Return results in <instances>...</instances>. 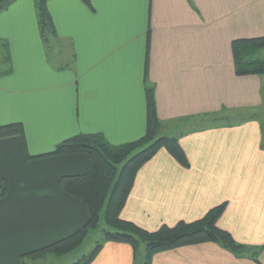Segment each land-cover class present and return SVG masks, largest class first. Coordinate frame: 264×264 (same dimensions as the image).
Wrapping results in <instances>:
<instances>
[{"label": "crops", "instance_id": "obj_1", "mask_svg": "<svg viewBox=\"0 0 264 264\" xmlns=\"http://www.w3.org/2000/svg\"><path fill=\"white\" fill-rule=\"evenodd\" d=\"M47 0L56 37L45 46L35 0L0 12V264L57 242L88 219L58 188L84 172V154L44 156L77 134L111 145L146 128L154 89L160 148L137 171L119 213L153 232L223 206L216 226L251 252L215 243L155 254L151 264H264V75L236 76L230 44L264 36V0ZM8 69L10 71L8 72ZM45 258L38 259L40 263ZM256 259V261H255ZM130 245L106 242L90 264H134Z\"/></svg>", "mask_w": 264, "mask_h": 264}, {"label": "trees", "instance_id": "obj_2", "mask_svg": "<svg viewBox=\"0 0 264 264\" xmlns=\"http://www.w3.org/2000/svg\"><path fill=\"white\" fill-rule=\"evenodd\" d=\"M16 0H0V12L6 10ZM47 0H35L36 22L40 38L44 45L56 37L52 18L46 7ZM90 7V0H81ZM5 59L10 56L7 43ZM234 74L236 76L264 75V36L235 39L230 44ZM10 64V63H9ZM10 69H8V72ZM146 128L145 133L133 142L111 145L101 134H77L55 145L44 156H63L84 154L86 168L77 175H65L58 181V188L63 193L80 201L88 212L85 224L69 236L23 254L21 263L26 259H40L46 255L62 257L74 251L88 233L98 228L102 221L106 229L102 230V240L92 252L74 264H90L106 242L125 243L131 246L134 259L140 244H144L143 264H151L155 254L175 248L215 243L236 255L251 252L234 242L231 235L216 226V219L223 210L219 206L210 210L200 220L183 223L173 227L162 226L148 232L129 221L120 219L119 213L132 187L138 169L160 148H165L178 162L186 165V159L178 145L176 137L159 136L161 122L156 114L154 89L145 86ZM8 193V184L0 178V200ZM259 250L251 252L252 257ZM256 261V259H255Z\"/></svg>", "mask_w": 264, "mask_h": 264}, {"label": "rangeland", "instance_id": "obj_3", "mask_svg": "<svg viewBox=\"0 0 264 264\" xmlns=\"http://www.w3.org/2000/svg\"><path fill=\"white\" fill-rule=\"evenodd\" d=\"M5 55V50L0 44V71L3 70V57ZM264 57V53L261 54ZM106 229L105 224L101 221L98 228L90 231L84 241L78 246L74 251L68 255L62 257H54L51 255H46L45 262L40 263L38 259H31L33 264H74L82 260V258L87 257L97 244H100L102 240V230ZM43 257V258H45ZM145 257L144 244H140L137 250L134 264H143Z\"/></svg>", "mask_w": 264, "mask_h": 264}]
</instances>
